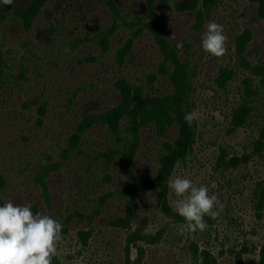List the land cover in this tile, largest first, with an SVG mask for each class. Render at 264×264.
<instances>
[{"label": "rangeland", "instance_id": "obj_1", "mask_svg": "<svg viewBox=\"0 0 264 264\" xmlns=\"http://www.w3.org/2000/svg\"><path fill=\"white\" fill-rule=\"evenodd\" d=\"M34 1L0 2V50L10 73L0 87V206L31 205L34 215L62 225L52 264H260L264 87L248 64L264 61L259 4L198 0L196 9L179 10L181 0H169L171 6L158 2L169 38L181 58L190 60L184 96L195 113L192 149L177 161L170 179L187 178L218 196V216H204L208 227L182 234L185 220L164 209L160 189L145 186L131 224L119 222L128 216L131 198L123 191L131 182L123 156L138 144L135 173L142 180L154 178L169 151L166 141L180 134L177 124L162 133L155 122L136 131L129 118L102 121L84 134L78 148L64 151L85 116L121 102L118 78L140 85L144 94L175 91L160 67L164 58L154 36H137L119 64L117 51L134 29L121 26L103 49L97 33L113 22L109 0H47L28 28L16 13ZM116 2L130 18L146 12V0ZM209 21L223 25L227 36L222 57L202 48ZM43 166L51 167L49 197L39 180ZM167 189L175 210L180 197L168 182Z\"/></svg>", "mask_w": 264, "mask_h": 264}, {"label": "trees", "instance_id": "obj_2", "mask_svg": "<svg viewBox=\"0 0 264 264\" xmlns=\"http://www.w3.org/2000/svg\"><path fill=\"white\" fill-rule=\"evenodd\" d=\"M46 1L47 0H35L28 7L18 9L16 14L21 18L25 26L29 28ZM159 1L171 6L169 0H146V12L130 18L129 15L122 12L116 0H109L114 15L113 22L108 28L100 30L97 34L103 49L108 50L111 36L121 26L125 25L134 29L133 35L117 51V60L119 64H123L126 56L132 51L134 39L145 32L151 33L164 58L160 67L172 78L176 85L175 91L163 95L151 93L144 94L140 85L132 83L126 77L118 78L115 83L121 91V102L107 111L100 113L94 112L85 116L77 125L75 132L68 140V145L64 149L66 153H70L78 148L84 134L93 125L102 121L110 124H117L122 118H129L133 129L136 131H138L141 126L155 122L157 128L162 133H164L171 124H177L179 126V136L173 141H166L169 151L161 156L162 165L154 178L142 180L135 173L132 160L139 147L138 144L131 146L123 156L127 174L131 179L130 184L123 188L125 194L131 197L129 200L128 216L120 218L119 221L124 226H129L133 218H135L137 214L138 196L144 189V186L152 190L160 189V201L164 209L175 216H180L169 203L167 182L170 179L177 161L184 160L188 156L192 149L193 136L196 134V128L193 123L189 125L184 119L185 115L190 113V110L186 106L188 100L184 94H186L185 80L191 68V63L190 60L181 58L178 48L169 38L167 34L168 21L158 14L157 8ZM252 1L259 4V14L264 20V0ZM197 5L198 0H181L177 3L176 7L179 10H186L196 9ZM4 61L3 51L0 50V87L7 84L10 79V73L3 67ZM167 63L171 64V68H167ZM248 64L254 70L255 74L260 77L264 87V61L257 64L249 62ZM39 112L40 120H42L46 112L45 107H41ZM50 170V166H43L42 171L39 173V180L43 185L47 197H49L47 175ZM262 200H264V198ZM140 233L141 228L136 229L134 232L135 235ZM260 264H264V251Z\"/></svg>", "mask_w": 264, "mask_h": 264}, {"label": "clouds", "instance_id": "obj_3", "mask_svg": "<svg viewBox=\"0 0 264 264\" xmlns=\"http://www.w3.org/2000/svg\"><path fill=\"white\" fill-rule=\"evenodd\" d=\"M3 5H14L15 0H0ZM202 34V48L215 57L225 55L227 36L223 25L209 21ZM191 125L195 113L184 117ZM168 187L180 197L175 203V211L185 220L180 232L204 231L208 225L204 216L216 218L218 196L209 194L206 186H194L187 178L176 177L168 181ZM222 210V205L219 206ZM62 225L55 219L33 214L31 205H14L12 202L0 206V264H52L57 251Z\"/></svg>", "mask_w": 264, "mask_h": 264}]
</instances>
